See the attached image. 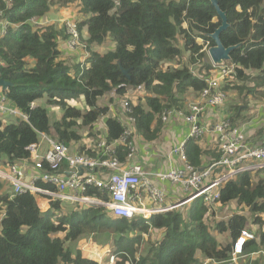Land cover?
Returning <instances> with one entry per match:
<instances>
[{"label": "trees", "instance_id": "obj_1", "mask_svg": "<svg viewBox=\"0 0 264 264\" xmlns=\"http://www.w3.org/2000/svg\"><path fill=\"white\" fill-rule=\"evenodd\" d=\"M217 2L229 24L220 35L222 45H240L226 62L233 64L234 70L221 89L232 96L241 93L247 104V96L264 97V0ZM70 5H78L82 14L75 21L80 41L90 51L88 66L83 69L78 58L69 56L64 29L44 21L54 8L63 12ZM0 11L5 20L17 26L0 38V79L10 84L0 92H5L8 102L26 116V120L0 121V166L4 168L29 160L26 148L30 145L40 144L39 154H43L47 150L43 136L64 144L72 154L98 157L95 147L80 145V131L92 130L105 117L107 134L100 139L111 144L120 137V118L108 116V107L98 105L99 99L110 92L124 97L128 89L144 91L147 97L131 103L132 116L137 135L153 140L156 132L151 124L161 112L182 109L189 93L198 98L206 87L204 78L213 67L204 61L208 57L196 39H202L208 48L214 46L208 34L221 23L206 0H11L10 4L0 0ZM31 19L42 24H34ZM105 44L107 51L98 50ZM185 52L188 65L164 67ZM121 70L127 71L128 78ZM78 99H83L84 111L71 105ZM31 103L35 104L32 108ZM51 108L59 110V118L51 116ZM116 152L123 163L126 152L121 146ZM185 152L196 168L219 159L215 151H202L194 140L186 142ZM210 155L213 158L206 164ZM1 188L0 264H99L81 250V245L92 239L100 248L111 246L116 255L114 264H201L204 260L225 264L248 218L235 213L212 228L209 223L233 203L252 216L251 223L259 228L264 241V170L238 173L225 182L214 208L198 198L146 220L139 216L131 220L114 218L103 208L78 204L63 214L59 202L51 203L49 210L41 213L34 196L14 195L8 183L0 180ZM85 195L106 199L96 189H89ZM191 204L194 209L183 214L182 209ZM212 231L227 234L231 241L217 240ZM154 232H160L156 239L150 237ZM249 244L254 247L256 242L249 240L244 253Z\"/></svg>", "mask_w": 264, "mask_h": 264}, {"label": "built area", "instance_id": "obj_2", "mask_svg": "<svg viewBox=\"0 0 264 264\" xmlns=\"http://www.w3.org/2000/svg\"><path fill=\"white\" fill-rule=\"evenodd\" d=\"M1 1L11 3V0ZM75 19L62 21L64 36L70 53L77 54L78 50L82 51L83 56L80 59L82 63L86 52L80 41L78 22L76 23ZM31 22L42 24L35 19H31ZM10 27L17 28L5 20L0 11V38L7 35ZM207 49L208 44L204 43L201 52L207 54ZM225 65H231V69L226 67V70L217 71L218 68L212 66L214 74L204 78L206 87L198 98L190 100L185 108H169L161 112L159 119L164 125L172 117L188 125L185 138L176 142L167 156L171 166L166 172L152 174L144 171L140 165L128 163L136 153L133 138L135 118L132 116L129 101L123 100L120 116L123 131L111 144L99 140L96 144L98 157L72 154L64 144L43 136L47 150L39 154L40 144L30 145L26 148L30 152L29 160L5 168L0 166V180L10 185L14 195L29 194L49 205L59 202L61 205L78 204L103 208L112 217L127 220L136 216L147 219L153 214L168 213L198 198L203 200L205 206L214 208L218 204L220 188L225 182L238 173L264 170V143L250 145L243 126L233 125L229 118H224L212 126L208 124L205 126L200 122L204 115L207 119L209 113L226 102V94L222 91L221 85L233 72L234 65ZM190 69L194 74H198L194 66ZM30 106L32 108L35 104L31 103ZM8 118L26 120L25 114L8 102L5 92H0V121L5 123ZM208 133L215 136L214 151L219 155V159L196 168L187 160L185 144L189 140L199 142ZM119 146L126 152L123 163L117 158L116 148ZM174 159H177L178 166L173 165ZM43 164L47 166L46 170H43ZM152 178L169 184L173 194L181 199L179 204L167 205L165 191L159 188ZM38 183L45 187L38 186ZM89 189H96L106 199L85 195ZM254 238V233L245 226L235 239L231 257L225 264H237L244 257L247 242ZM104 255L107 256V264H114L116 255L108 246L104 248Z\"/></svg>", "mask_w": 264, "mask_h": 264}, {"label": "crops", "instance_id": "obj_3", "mask_svg": "<svg viewBox=\"0 0 264 264\" xmlns=\"http://www.w3.org/2000/svg\"><path fill=\"white\" fill-rule=\"evenodd\" d=\"M237 8L239 9V7H237ZM82 35L86 38L85 29L82 30ZM95 50H97V49H95ZM98 50H99V48H98ZM69 56L76 57L79 59V55L75 56L74 54H70ZM88 58H89V55L85 56V61H87ZM86 66H88V65L86 64ZM139 92L140 91H136L137 96H138ZM190 94L191 93H189L187 95V98L185 99V104H184L183 108H185V106L189 102V100L194 99L192 96H190ZM137 96L135 99L136 101L139 99V98H137ZM191 97H192V99H191ZM234 97L235 96L233 94V96H232L233 100H234ZM237 98L241 99V100H236L235 105H233L234 102H232V103H230V101L225 102L222 107H218L212 113H209L207 116V119H206V116L204 115L202 117V119H200L201 124L205 125V126L207 124L212 126L224 118H231L230 116H233L234 121H235V125L243 126V128L246 130L245 134H246V137H247L250 145H260V144L264 143V101L258 100L257 96L254 97L257 99L252 100L251 99L252 97L250 95V96H248V98H246L247 101L245 103H247V104H244L242 97L237 96ZM74 107L76 109H78L77 107H80V109H78V110H83V111L86 109V106L84 105L83 99L76 100V106H74ZM238 107H240V108H238ZM246 108H248V109H246ZM236 115H238V116L236 117ZM118 118H121V117H118ZM104 119H105V117H104ZM104 119L101 118V120L97 124L93 125L92 130H88V129L83 130L82 129L80 131V134L82 137L81 141H80V145L85 146L87 148H94V147L96 148V144L99 142L100 138L105 139L106 134H107V129H106ZM158 120H160L159 117H158ZM158 120L156 119L152 122L151 129L155 130L156 133L158 131H161V134H164L162 136L161 140L157 139L156 137L151 141L145 140L139 134L137 135L136 130L134 129V143L136 146V153L133 156V158H131V160L128 162L129 164H132V165H135V164L140 165L144 171L152 173V174H155V172H166L170 168L171 165L167 161V156H168L169 152L171 151L173 145L176 142L183 140L185 138L187 131H188V125L184 121H182L176 117H172L170 119V121L167 122L165 125L162 123L159 125ZM96 139H97V141L94 144L93 140H96ZM162 141L165 142L164 150L163 151H157V147L158 148L160 147V143ZM198 145L202 151H206V152H210V153H212V151L214 152V150H215L214 149V146H215L214 134H212V133L206 134L203 137V139H201L198 142ZM167 146L170 147L169 152L165 151ZM211 158H213L212 155H210L208 157V159L205 160L206 164H208L211 161ZM173 165L178 166L177 159H174ZM105 172H107V171H105ZM152 180L154 181V183L159 188H161L165 191L167 205L174 204L175 202L178 201V197L173 194V191H172L171 186L169 184H167L165 182H159L158 180H155L154 178H152ZM3 188L0 189L1 192H3V190H4ZM1 195H3V194H0V196ZM36 202H37L38 208H39L41 213L47 212L49 210L50 205L46 204L43 200H37L36 199ZM148 205L151 206L150 203H148ZM233 205H235V203H233ZM237 211L241 212V210L239 208ZM218 212H219V210H218ZM239 214H242V212ZM143 219H145V218H143ZM245 226L247 228H250V231L253 233V230L251 228L250 219L246 220ZM157 234H158V236H160V232H157ZM219 236H220L219 234L217 236H215L217 238V240H219ZM144 239L146 240L145 236H144ZM253 240H255V242L258 243V236L256 235V239L254 238ZM246 246H247V244H246ZM97 247H98V245H96V243L92 239V240H89L87 242H84L81 245V250H82L83 255L85 257L92 258V255L95 256ZM108 247L113 251L111 246H108ZM253 250H254L253 245L249 244L247 247L246 253H244V257L242 259H240L237 262V264H243V260H245L246 258L256 257L260 254H264V253H262V250H260L259 247L257 248V251H253ZM244 251H245V249H244ZM249 251H252V252H249ZM205 261H208L207 264H213L209 260H204L203 262H205Z\"/></svg>", "mask_w": 264, "mask_h": 264}, {"label": "rangeland", "instance_id": "obj_4", "mask_svg": "<svg viewBox=\"0 0 264 264\" xmlns=\"http://www.w3.org/2000/svg\"><path fill=\"white\" fill-rule=\"evenodd\" d=\"M77 6L78 5H70L67 8L62 9L63 12H57L59 9H55L54 8V10H52V12L49 13V15L46 17V19L44 21H49V22H51V24L56 25L58 29H61V28L64 27V23H62V21L68 20V19H71L72 20V19H75V17L76 18L78 17V19H80L82 17V14L79 13V10H78L79 8ZM237 11H240V8L239 9L237 8ZM213 22H217V19L214 18L213 19ZM183 27L185 28L186 25L183 24ZM180 42H182V41L179 39L178 40V46L181 48L182 47V43L179 44ZM196 42L198 43V40ZM107 46H108V44H105V47H101L99 50H101L102 52L107 51V48H106ZM187 55H188V52L183 53L180 58H177V59H175L173 61L167 62L164 65V67L167 66L168 68H182L185 65H188ZM74 59L76 60L77 58L74 57ZM204 61L205 62H209L210 60H208V59L206 60L205 59ZM68 64L70 65L69 62H68ZM214 67L215 68H218L217 71H220L221 69H225L226 70V67L228 69H231V65L228 66V65H225V63L222 66H218V67L214 66ZM213 74H214V70L211 71L210 75H213ZM227 80L230 81L231 78L229 77V79H227ZM222 83H224V82H222ZM247 84H250V83L247 82ZM232 92H235V91H232ZM136 96H137L136 91L135 90H131V89H128V91H127V93H126V95L124 97H118L114 92H110V93L106 94L104 97H102V98L99 99L98 105H100V106H107L108 107V110H109L108 116H110V117H113V116L114 117H120L121 114H122L121 102L123 100H128L130 104H131V102H132V104L133 103L136 104L139 99L147 97L146 94L144 93V91H140L139 92V94L137 96V98H139V99L137 101L135 100L136 99ZM237 96H241L243 98V95L241 93H237L235 95V97H234V100H232V96L229 95V94H226V98H227L226 102H229L230 101V103H231V101H234V104L233 105H235L236 100H241V99H238ZM257 97H258V100L264 101V97H262V96H257ZM193 98L195 99L196 97H193ZM246 98H248V96ZM191 99H192V97H191ZM251 99L254 100V99H257V98L252 97ZM40 105L41 106H45L46 104L44 102H40ZM71 105L73 107L76 106V101L71 102ZM77 108L80 109V107H77ZM50 114H51L52 117L54 115L57 116L58 118L60 117L59 110L58 109H55V108H51ZM163 135L164 134H161V131H158L156 133V138L161 140V138H162ZM96 141H97V139L96 140H93V143L95 144ZM164 147H165V142L162 141L160 143V147L159 148L157 147V151H163L164 150ZM169 150H170V147L167 146L165 151L166 152H169ZM71 152H73V151L71 150ZM9 188H10V185H9ZM235 205L228 204V207H225L221 211V214L220 213H217L216 214L215 220H211V223H209V226L212 228V225H214L216 222H218L220 220H224L225 217H230L231 215H233L235 213L236 214H239L241 212L243 214H245V216L248 219H250V221L252 220V216L247 215L245 209H242V208L238 207L237 205H236L237 206L236 207ZM73 206L74 205L63 204L62 213L64 214L68 210L73 209L74 208ZM238 208L241 210V212H238L237 211ZM193 209H194V206H193V204H191V205H189V207L183 208L182 209V212H183V214H185L186 210H193ZM251 228L253 230V233L255 234V239H256V235L258 236V243H256V245H255L256 247L254 246V248L257 251V248L259 247L260 250H262V253H264V241H262V239H261V234H260L259 228L257 226H255L254 224H252V223H251ZM212 234L215 235V236L218 235L217 233H215L213 231H212ZM156 236H158V234L155 233V232L150 235V237L151 238H154V239L157 238ZM219 240L221 242L224 241V240H227L228 243L231 241V239L228 237L227 234H224L223 236L221 234L219 236ZM104 248H105V246H103L101 248L100 247H97L96 248L95 256L92 255V258H90V259L95 260V261L99 262L100 264H107L108 263L107 262V256H105V255L103 256ZM207 262L208 261H205V262H202L201 264H207ZM243 264H264V254H260V255H258L256 257L246 258L245 260H243Z\"/></svg>", "mask_w": 264, "mask_h": 264}, {"label": "water", "instance_id": "obj_5", "mask_svg": "<svg viewBox=\"0 0 264 264\" xmlns=\"http://www.w3.org/2000/svg\"><path fill=\"white\" fill-rule=\"evenodd\" d=\"M209 1L211 6L215 9L217 17L220 19V25L214 30L213 33L208 34V37L214 42V46L209 47L207 50V55L213 66H222L225 62L230 60V54L232 51L237 49L240 45L224 47L220 41V35L225 31L229 24L227 22L226 13L223 12L218 5L217 0H206ZM122 74L128 78L127 71L121 70ZM9 83L0 79V88L6 89L9 87Z\"/></svg>", "mask_w": 264, "mask_h": 264}, {"label": "clouds", "instance_id": "obj_6", "mask_svg": "<svg viewBox=\"0 0 264 264\" xmlns=\"http://www.w3.org/2000/svg\"><path fill=\"white\" fill-rule=\"evenodd\" d=\"M185 24V23H184ZM186 25V24H185ZM183 26V25H182ZM184 28V27H183ZM186 28V27H185ZM198 40V45H204V41L202 40V39H200V38H198V39H196V41ZM83 45H84V43H82ZM85 46V45H84ZM208 50V49H207ZM84 51L86 52L85 53V56H88L89 55V50L87 49V47L85 46V49H84ZM70 54H73V53H70ZM75 56L76 55H79V66H80V69H83V68H85L86 67V61L84 60L82 63H81V61H80V59L82 58V56H83V54H82V51H80V50H78L77 51V54H74ZM207 55V54H206ZM207 57H208V55H207ZM209 59V58H208ZM211 62V61H210ZM225 64H226V62H225ZM227 64H229V63H227ZM99 263V262H98ZM100 264V263H99Z\"/></svg>", "mask_w": 264, "mask_h": 264}, {"label": "bare ground", "instance_id": "obj_7", "mask_svg": "<svg viewBox=\"0 0 264 264\" xmlns=\"http://www.w3.org/2000/svg\"><path fill=\"white\" fill-rule=\"evenodd\" d=\"M205 81V80H204ZM226 100H227V98H226Z\"/></svg>", "mask_w": 264, "mask_h": 264}]
</instances>
